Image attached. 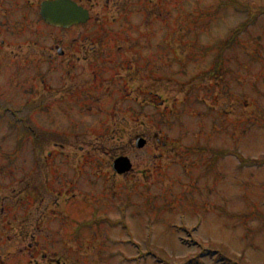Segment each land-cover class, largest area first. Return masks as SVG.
<instances>
[{"label": "rangeland", "instance_id": "374dc122", "mask_svg": "<svg viewBox=\"0 0 264 264\" xmlns=\"http://www.w3.org/2000/svg\"><path fill=\"white\" fill-rule=\"evenodd\" d=\"M44 1L0 0V201L19 196L37 142L46 153L58 143L76 195H61L54 222L56 195L32 209L46 214V236L60 230L61 264H264V0H73L92 21L67 31L42 22ZM92 45L93 66L145 64L138 100L148 104L152 89L164 107L73 112L92 79L82 52ZM57 46L68 57L50 58ZM64 60L76 62V95L63 89ZM105 65L97 74L116 76ZM138 135L149 143L141 151ZM120 155L133 163L127 178L112 172Z\"/></svg>", "mask_w": 264, "mask_h": 264}, {"label": "flooded vegetation", "instance_id": "af4514ba", "mask_svg": "<svg viewBox=\"0 0 264 264\" xmlns=\"http://www.w3.org/2000/svg\"><path fill=\"white\" fill-rule=\"evenodd\" d=\"M99 23V22H98ZM95 46H91L89 49L86 47L85 50H82L83 47H80V49L85 51L87 54L91 55V66L90 70L92 72V79L88 83L83 82L86 86V92L87 95L85 96V99H82L86 104L91 103V106L94 108L95 104H99V107L96 109L98 112H102L104 114H114L115 116L123 115L125 116V113L131 114L133 116H140V115H149V113H144L143 111L146 110H152V112L157 111V105H158V95L155 93L152 89L148 92L149 93V103L147 104L146 100H144V105H147L149 109H142V103L139 101L138 97L141 96V86L139 85L138 81L142 79V77L146 74L145 69L147 68L145 64H141L140 60L135 62H123V63H129L134 64L133 66L125 67L123 64L115 66L113 62L105 63L103 61H96L94 62L95 66H93V59L97 56L98 58L100 56L96 55L95 53ZM57 52V48H52L49 51L50 57H55V54ZM57 55V54H56ZM60 57H68L67 52L64 51L63 56ZM60 64V63H59ZM61 64H66L65 66H62L63 69H68L67 75L60 77V79L63 81L64 84L70 85V90L72 94H76L78 91V82H77V69H76V62L75 60L69 61V62H61ZM109 65L108 67L106 65ZM106 68L105 72H108L111 74V72L115 73L116 76H110V77H103L99 76L98 69L99 67ZM153 64L149 62L148 68L150 70V75H155L156 71L153 70ZM126 74V76H122L121 73ZM96 74V75H95ZM45 82V78L43 77L42 83ZM125 102H132V105L136 106L135 108L129 109L128 112H124L122 106ZM103 106L105 108H103ZM93 108L88 107V111H93ZM74 111H78V109H75ZM121 132V130H119ZM124 131V130H123ZM49 159L51 160L49 163H47L48 167L47 169H53L59 170V168L56 166L57 159H53L52 156H49ZM43 179L46 183H44V192H52L53 188L55 190L61 191V184L63 187L69 186L73 187L75 175L73 178L67 179L64 178L62 181H60V178H58L55 174H44ZM30 186L23 185L22 189V202L29 201V194H30ZM11 200H8L7 204H3L0 206V234L4 233L5 231H8L9 229L14 233V236L17 240V243L13 245L12 243L6 242V244H11L12 248H15V251L19 252L20 257H22V263L25 262V259L27 260L28 264H56L57 257L59 256V253H54L51 255L49 252H47V249L43 246H41V229L42 226L46 222V214H42V210H38V213L32 211L30 209V205L28 204H18L14 205L10 203ZM10 203V204H9ZM43 207V203H41V208ZM47 209V208H46ZM56 213V210H50ZM51 212V213H52ZM52 216L50 215L49 218ZM37 231V235L34 233L33 230ZM1 240L4 241V238H1L0 235V244ZM54 242H49V245H52ZM5 244V243H3ZM56 243L53 244L54 247H56ZM10 252H12V249H8ZM9 256V262H16L17 257H15L13 254L8 255ZM29 260H28V258Z\"/></svg>", "mask_w": 264, "mask_h": 264}, {"label": "water", "instance_id": "95a60500", "mask_svg": "<svg viewBox=\"0 0 264 264\" xmlns=\"http://www.w3.org/2000/svg\"><path fill=\"white\" fill-rule=\"evenodd\" d=\"M41 17L50 26L66 29L87 23L89 13L70 0H56L42 4ZM143 146L144 143L139 142L138 147L142 148ZM115 170L123 174L130 170V165L128 161L122 159L115 163Z\"/></svg>", "mask_w": 264, "mask_h": 264}]
</instances>
